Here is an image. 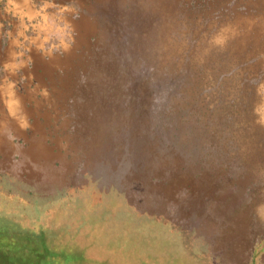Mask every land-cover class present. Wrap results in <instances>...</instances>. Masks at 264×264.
<instances>
[{
    "label": "rangeland",
    "instance_id": "374dc122",
    "mask_svg": "<svg viewBox=\"0 0 264 264\" xmlns=\"http://www.w3.org/2000/svg\"><path fill=\"white\" fill-rule=\"evenodd\" d=\"M0 264H264V0H0Z\"/></svg>",
    "mask_w": 264,
    "mask_h": 264
},
{
    "label": "crops",
    "instance_id": "0c3cea01",
    "mask_svg": "<svg viewBox=\"0 0 264 264\" xmlns=\"http://www.w3.org/2000/svg\"><path fill=\"white\" fill-rule=\"evenodd\" d=\"M22 106V105H21ZM27 111V110H26ZM14 117V116H13ZM15 120V122L17 121V119H12L10 117H8L7 115L3 116V120ZM15 127H16V124H15ZM34 152H36V147L34 146V148L32 149Z\"/></svg>",
    "mask_w": 264,
    "mask_h": 264
}]
</instances>
